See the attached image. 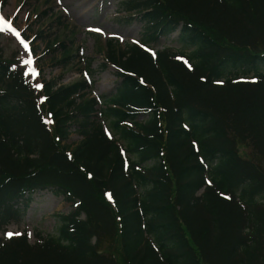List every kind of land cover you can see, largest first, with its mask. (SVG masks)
Wrapping results in <instances>:
<instances>
[{
	"label": "trees",
	"instance_id": "1",
	"mask_svg": "<svg viewBox=\"0 0 264 264\" xmlns=\"http://www.w3.org/2000/svg\"><path fill=\"white\" fill-rule=\"evenodd\" d=\"M117 13L143 30L105 39L111 94L93 96L84 70L36 92L25 59L0 56V264H264V0H119ZM174 34L179 49L152 53ZM57 36L34 42L69 66ZM46 189L74 205L57 232L9 236Z\"/></svg>",
	"mask_w": 264,
	"mask_h": 264
},
{
	"label": "rangeland",
	"instance_id": "2",
	"mask_svg": "<svg viewBox=\"0 0 264 264\" xmlns=\"http://www.w3.org/2000/svg\"><path fill=\"white\" fill-rule=\"evenodd\" d=\"M118 1L50 0L47 3L45 0H0L3 15L14 23L24 37H28V43L37 50V54L32 55L31 51L23 47L22 40L15 39L0 23V56L10 58L18 54L24 58L27 72L38 80L34 83L36 92L42 90L43 81L58 79L62 83H70L79 79L82 76L80 71H85L91 60L93 72L89 73L90 76L87 75L88 79L95 82L91 94L96 97L111 94L117 87L119 77L117 68L112 64L102 68L104 54L101 49L104 50V41L107 38H115L124 47L128 43L138 42L143 30L142 23L127 22L117 13ZM60 14H63L61 19L65 25H60L56 19ZM41 29H44L45 35L51 39L57 34L59 39L68 42L71 53L77 54L72 59L73 64L65 66L58 63L61 52L55 53V58H51L50 52L46 51V42L42 38L34 42L37 38L36 33ZM175 35L154 44V48H151L153 53L164 46L179 49L180 45ZM80 138V135L72 132L68 143H75ZM239 147L241 156L248 158L250 149L244 144H240ZM33 198L34 201L21 222L12 223L7 227V234H18L23 229L28 230L31 244L37 241V230L42 236L55 234L60 224L57 214L69 213L74 208L72 202L66 201L64 196L54 195L50 189L36 192Z\"/></svg>",
	"mask_w": 264,
	"mask_h": 264
},
{
	"label": "snow or ice",
	"instance_id": "3",
	"mask_svg": "<svg viewBox=\"0 0 264 264\" xmlns=\"http://www.w3.org/2000/svg\"><path fill=\"white\" fill-rule=\"evenodd\" d=\"M109 199H111V196H110V194H109ZM8 235H9V236H11V235H13V234H12V233H9Z\"/></svg>",
	"mask_w": 264,
	"mask_h": 264
}]
</instances>
